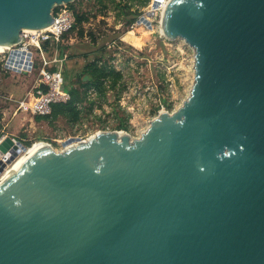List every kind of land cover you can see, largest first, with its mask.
<instances>
[{"label": "water", "instance_id": "water-1", "mask_svg": "<svg viewBox=\"0 0 264 264\" xmlns=\"http://www.w3.org/2000/svg\"><path fill=\"white\" fill-rule=\"evenodd\" d=\"M76 1L0 0L8 68ZM161 30L195 52L187 100L138 139L43 143L0 184V264H264V0H171ZM27 150L2 138L0 176Z\"/></svg>", "mask_w": 264, "mask_h": 264}, {"label": "rangeland", "instance_id": "rangeland-1", "mask_svg": "<svg viewBox=\"0 0 264 264\" xmlns=\"http://www.w3.org/2000/svg\"><path fill=\"white\" fill-rule=\"evenodd\" d=\"M115 1L116 4L112 0H103V4L96 0H77L74 3L79 12L87 13L91 18L86 24V37L82 39L77 32H73L65 39L63 48H68L69 57L64 70L68 82L74 83L76 75L87 63L100 56L106 60L112 58L110 63L124 75L119 88L110 91L104 99H96L91 111L88 103L80 105L81 108L86 106V109L76 124L65 118L52 124L37 121L30 114L17 111V105L12 100L18 99L12 98L8 90L12 87V90H21L22 93L31 91L43 62L54 58L55 48L48 46L41 51L34 50L36 66L30 75L3 71L0 60V140L10 136L18 141L31 142L30 148L44 142L52 145L56 151H63L64 143L70 139L87 141L99 132L118 131L117 126L126 115H130V129L122 132L129 134L132 139H138L159 116L160 110L173 113L183 105L194 84L195 52L182 40L169 41L162 37L157 22L153 24V30L138 24L145 7L140 5L143 0L131 1V11L124 9L127 1ZM104 5L108 6L107 9H104ZM136 11L139 12L137 21L128 27L127 22L136 17L130 12ZM141 29L153 33L146 37ZM130 32H136L135 35L143 39L141 47L124 41ZM90 33L96 37V42ZM70 39L74 40L72 46L68 45ZM70 55L75 57L70 58ZM95 97L93 93L91 100Z\"/></svg>", "mask_w": 264, "mask_h": 264}, {"label": "built area", "instance_id": "built-area-1", "mask_svg": "<svg viewBox=\"0 0 264 264\" xmlns=\"http://www.w3.org/2000/svg\"><path fill=\"white\" fill-rule=\"evenodd\" d=\"M170 1L171 0H149L147 6L142 9L141 16L138 20L141 21L142 19H145L151 24L152 29H149V27L144 23L138 22V24L142 25L147 30H153V24L157 22L162 35V18ZM156 4L157 7H155ZM64 7L65 6L59 7L60 10L58 13H54L55 19L49 28L43 30L23 31L21 43L13 48L14 50H18L20 52L32 53L30 62H32L33 65L31 66L30 71L24 70V67H28L26 56L24 58L21 56L16 57L14 63L11 65L13 69H16L17 71L21 70V72L26 71L29 75L35 71V60L37 59L34 53L35 49L41 51L44 49L46 44H50V46H54L56 50V53L53 56L54 58L44 61L42 67L39 69L38 77L32 93L21 100H12L17 105V111L22 114H30L33 117L50 116L52 114L53 105L67 104L71 100L70 94L64 91V68L69 56L67 53L61 56L62 53L59 48L64 47V36L73 30L74 19L72 13ZM86 24L87 23H84L83 25L84 29H87ZM10 50L11 49H8L7 52L0 54L3 71H10L21 75L24 74L8 68L7 61ZM159 112L163 113L167 111L160 110ZM45 144L52 147V145L48 143Z\"/></svg>", "mask_w": 264, "mask_h": 264}, {"label": "trees", "instance_id": "trees-1", "mask_svg": "<svg viewBox=\"0 0 264 264\" xmlns=\"http://www.w3.org/2000/svg\"><path fill=\"white\" fill-rule=\"evenodd\" d=\"M97 3L103 4V0H96ZM127 1L124 9L127 11H131L133 8V4L130 5L131 1L135 0H123ZM113 4H116L115 0H112ZM149 0H143L140 2L142 7L148 4ZM119 6V4H117ZM66 9L72 13L74 23H73V30L64 36V39H67L68 36L73 33L77 32L80 38L86 37V32L84 29V23L89 22L90 16L87 13L79 12L75 6V4H69L65 6ZM107 5H104V9H107ZM60 8H56L54 13H58ZM130 14L135 15L136 17L130 19L127 24L130 27L137 21V16L139 14L138 11L130 12ZM93 41H97L96 37L90 33ZM50 46V44H46L45 48ZM54 48V46H53ZM59 50L61 51V56L67 53L68 48L64 49L60 47ZM74 58V57H73ZM111 59H105L104 56H100L96 58L94 61L87 63L80 73L76 75V82H68V75L64 70V78H65V85L64 91L69 93L71 96V100L67 104H55L52 106V114L50 116L42 117L37 116L35 120L37 121H48L50 124L54 123L55 121L59 120L60 118L67 119L70 123L76 124L81 120L82 113L84 112V108H81L80 105H84L85 103L89 104V110H93V107L96 105V99H104L106 98L107 94L110 91H116L122 81L124 80V75L122 72L117 71L113 65L110 63ZM85 77H88V80H85ZM96 94L94 100H91L92 94ZM130 115H126L124 119L121 120V123L117 126L118 131H129L130 125L128 123ZM25 138V135H23ZM23 143L27 147L30 148L32 145L31 142H24Z\"/></svg>", "mask_w": 264, "mask_h": 264}, {"label": "bare ground", "instance_id": "bare-ground-1", "mask_svg": "<svg viewBox=\"0 0 264 264\" xmlns=\"http://www.w3.org/2000/svg\"><path fill=\"white\" fill-rule=\"evenodd\" d=\"M142 30V29H141ZM144 32V36H148L150 34H152V31H146V29L142 30ZM162 31V30H161ZM142 32V33H143ZM155 33V32H154ZM136 32H130L128 33L125 37H124V41L130 43L132 46H135L137 48L142 46L143 43V39L140 37H137ZM145 39V38H144ZM147 39V38H146ZM149 40V39H148ZM147 41V40H145ZM9 48L4 47V46H0V54H3L4 52H7ZM121 135L126 134L125 132H120ZM45 144L43 143H36L34 144L31 148H29V150H27V152H24L21 154V156H19V158H17V160L12 164V166H10L9 168H7L4 173L0 176V184H2L3 182H5L8 178H10L12 176V174L17 171L29 158L32 154H34L35 152H37L39 149H41L42 147H44Z\"/></svg>", "mask_w": 264, "mask_h": 264}, {"label": "crops", "instance_id": "crops-1", "mask_svg": "<svg viewBox=\"0 0 264 264\" xmlns=\"http://www.w3.org/2000/svg\"><path fill=\"white\" fill-rule=\"evenodd\" d=\"M70 43L68 42V45L69 46H72L73 44H74V40L73 39H70ZM65 43H66V41H65ZM71 56L72 57H75V56H73V55H70V58H71ZM17 74V73H16ZM21 75V74H20ZM25 77V76H24ZM34 88V87H33ZM9 91V93L11 94V96H12V98H16V99H18V100H21V99H23L24 97H26L27 95H29L30 93H32V91H33V89H31V91H24V93H22V91L21 90H16V89H13L12 90V87H10V89L8 90ZM32 118H35V117H33V116H31ZM32 122H33V119L31 120Z\"/></svg>", "mask_w": 264, "mask_h": 264}]
</instances>
